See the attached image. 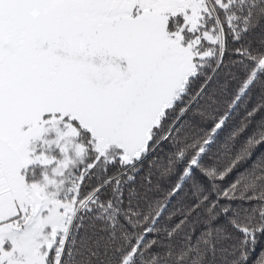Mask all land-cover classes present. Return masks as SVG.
Returning a JSON list of instances; mask_svg holds the SVG:
<instances>
[{
  "label": "snow or ice",
  "instance_id": "obj_1",
  "mask_svg": "<svg viewBox=\"0 0 264 264\" xmlns=\"http://www.w3.org/2000/svg\"><path fill=\"white\" fill-rule=\"evenodd\" d=\"M0 264H264V0H0Z\"/></svg>",
  "mask_w": 264,
  "mask_h": 264
},
{
  "label": "trees",
  "instance_id": "obj_2",
  "mask_svg": "<svg viewBox=\"0 0 264 264\" xmlns=\"http://www.w3.org/2000/svg\"><path fill=\"white\" fill-rule=\"evenodd\" d=\"M249 103H250V104H252V103H255V99H253V100H252V101H250Z\"/></svg>",
  "mask_w": 264,
  "mask_h": 264
}]
</instances>
